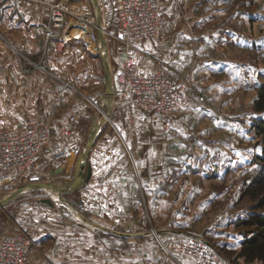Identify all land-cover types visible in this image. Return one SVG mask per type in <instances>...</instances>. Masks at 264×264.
<instances>
[{
	"label": "rangeland",
	"instance_id": "rangeland-1",
	"mask_svg": "<svg viewBox=\"0 0 264 264\" xmlns=\"http://www.w3.org/2000/svg\"><path fill=\"white\" fill-rule=\"evenodd\" d=\"M102 1L103 27L109 33L102 42L105 55L110 56L114 81L122 49L113 1ZM172 1L177 22L190 23L185 31L181 26L177 31L182 35L177 34L178 47L183 49L184 43H190V51L181 57V68L170 73L184 83L187 97L174 126L169 130L160 127L159 203L130 209L122 225L128 234V250L121 257L111 255L109 264H119L120 258L121 264H197L193 255L169 246L171 241L191 234L206 240L226 264H262L247 263L237 252L243 238L238 222L251 205L243 195L244 188L261 172L256 156L264 147L263 136L252 125V120L262 115L253 110L252 100L258 83L264 81V0ZM73 10L76 14H67L61 28L66 29L65 36L70 31V36L74 35L79 26L75 17L82 10L76 6ZM71 38L83 39L78 34ZM75 45L71 53L80 54L83 48ZM185 77L191 84L185 83ZM101 100L97 101L99 116L110 117L111 113L114 117L116 102L103 104ZM47 147L27 177L14 180L0 193V234L32 220L41 224L39 215L46 207L41 199L58 194L29 185L61 181L48 172ZM60 200L54 201L59 209L71 213V197L64 204ZM74 204L80 207L79 202ZM112 245L118 247L119 242Z\"/></svg>",
	"mask_w": 264,
	"mask_h": 264
},
{
	"label": "crops",
	"instance_id": "crops-1",
	"mask_svg": "<svg viewBox=\"0 0 264 264\" xmlns=\"http://www.w3.org/2000/svg\"><path fill=\"white\" fill-rule=\"evenodd\" d=\"M56 1L35 0L27 5L25 0H0V126L18 130L33 109L45 112L54 133L44 155L50 161L48 172L61 178L52 182L61 188L55 192L61 195V203L69 196L73 200L71 213L60 210L57 202H44L46 207L39 215L41 231L31 247V258L40 264H109L111 255L121 257L128 250V234L122 225L130 209L159 203L162 126L157 117L142 111L131 121L119 103H115L114 117L111 113L110 117L99 116L98 98L107 104L110 56H84L89 55L84 40L63 42L61 28L47 39L49 3ZM73 1L86 15L94 10L96 14L88 16L105 26L102 0ZM164 12L160 38L148 39L143 46L162 58L174 74L184 64L181 57L190 51V43L178 47L182 35L177 31L180 26L185 31L190 23L177 22L172 0L165 2ZM73 44L83 51L73 55ZM154 67L150 64L144 69ZM71 114L77 119L70 134L62 136L58 128ZM86 150L87 166L78 168ZM88 166L89 180L73 186ZM113 241L119 246L113 247Z\"/></svg>",
	"mask_w": 264,
	"mask_h": 264
},
{
	"label": "built area",
	"instance_id": "built-area-1",
	"mask_svg": "<svg viewBox=\"0 0 264 264\" xmlns=\"http://www.w3.org/2000/svg\"><path fill=\"white\" fill-rule=\"evenodd\" d=\"M35 0H25L30 5ZM118 40L121 44L122 59L115 72L113 94L106 101L122 104L135 121L137 112L157 117L162 128L169 130L179 119L187 92L184 83L174 79L167 63L149 52L143 43L161 36L165 23L164 4L167 0H112ZM73 0H58L49 3V22L46 36L51 38L54 30L65 26L67 14L75 13ZM76 14V13H75ZM76 16V15H75ZM75 34L81 35L90 55H102L105 44L100 33L108 35L105 27L85 13H77ZM66 33V29L63 30ZM71 36L67 34L62 41ZM150 64L152 70L144 68ZM113 77V74H112ZM185 83L191 79L185 77ZM114 98V101L113 99ZM115 104V103H114ZM77 119L71 114L68 122L58 128V133L68 136ZM54 137L45 112L33 109L24 127L10 130L0 127V193L14 180L27 177L37 165L40 154ZM41 224L38 220L18 224L0 234V264H40L31 256V247L39 237ZM169 246L195 257L197 264H226L216 250L202 237L181 236Z\"/></svg>",
	"mask_w": 264,
	"mask_h": 264
},
{
	"label": "trees",
	"instance_id": "trees-1",
	"mask_svg": "<svg viewBox=\"0 0 264 264\" xmlns=\"http://www.w3.org/2000/svg\"><path fill=\"white\" fill-rule=\"evenodd\" d=\"M252 105L255 112L262 113L252 120V125L264 140V81L258 83L257 95L253 98ZM256 157L261 165V172L244 188L243 195L250 199L251 205L247 215L238 222L243 227V238L237 255L247 263L260 261L264 264V147Z\"/></svg>",
	"mask_w": 264,
	"mask_h": 264
},
{
	"label": "water",
	"instance_id": "water-1",
	"mask_svg": "<svg viewBox=\"0 0 264 264\" xmlns=\"http://www.w3.org/2000/svg\"><path fill=\"white\" fill-rule=\"evenodd\" d=\"M101 38L103 35L100 33ZM103 56H106L105 54ZM108 71V77H107V86H106V94L107 97H111L113 94V80H112V73L110 69H107ZM91 146V142L89 143V147ZM87 152H86L80 157L79 161L77 162V167L84 169L87 166ZM91 177V168L88 166L87 171L84 174L82 171L76 176L75 181L72 183L73 186H79L81 183H85L89 178ZM31 185H36L45 189L53 190V191H61V188L56 186L54 183H46V182H31L29 184ZM61 195L60 194H53L51 197H43L41 199L42 202L53 204L55 200H60Z\"/></svg>",
	"mask_w": 264,
	"mask_h": 264
},
{
	"label": "bare ground",
	"instance_id": "bare-ground-1",
	"mask_svg": "<svg viewBox=\"0 0 264 264\" xmlns=\"http://www.w3.org/2000/svg\"><path fill=\"white\" fill-rule=\"evenodd\" d=\"M70 33H72V32L70 31ZM70 33H69V34H70ZM73 33H74V35H75V31H73Z\"/></svg>",
	"mask_w": 264,
	"mask_h": 264
}]
</instances>
